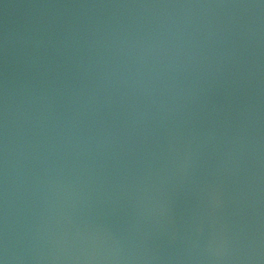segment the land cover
<instances>
[{"label": "water", "instance_id": "obj_1", "mask_svg": "<svg viewBox=\"0 0 264 264\" xmlns=\"http://www.w3.org/2000/svg\"><path fill=\"white\" fill-rule=\"evenodd\" d=\"M0 264H264V0H0Z\"/></svg>", "mask_w": 264, "mask_h": 264}]
</instances>
